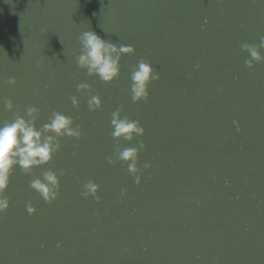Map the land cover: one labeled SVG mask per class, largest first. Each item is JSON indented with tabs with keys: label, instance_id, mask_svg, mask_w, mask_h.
<instances>
[{
	"label": "water",
	"instance_id": "obj_1",
	"mask_svg": "<svg viewBox=\"0 0 264 264\" xmlns=\"http://www.w3.org/2000/svg\"><path fill=\"white\" fill-rule=\"evenodd\" d=\"M85 30L134 47L116 81L78 66ZM261 36L264 0H0V123L36 106L38 127L60 111L83 131L62 137L49 164L15 168L0 264H264V61L248 67L241 47ZM141 59L160 79L133 102ZM93 95L102 109L90 110ZM121 107L146 129L119 141L146 144L140 184L127 163L108 161ZM48 169L66 170L52 203L30 187ZM89 180L101 200L81 196Z\"/></svg>",
	"mask_w": 264,
	"mask_h": 264
},
{
	"label": "clouds",
	"instance_id": "obj_2",
	"mask_svg": "<svg viewBox=\"0 0 264 264\" xmlns=\"http://www.w3.org/2000/svg\"><path fill=\"white\" fill-rule=\"evenodd\" d=\"M82 45L81 52L76 56V62L82 69H86L89 75H98L104 82H114L121 72V61L125 54L133 53L134 47L131 45H119L111 40L105 39L94 30H85L79 36ZM250 54V59L246 60L248 67H253L256 62L264 61V36L260 37L259 44L245 43L242 46ZM160 79L159 72L154 69L150 62L141 59L134 65L131 73V99L133 102L147 100L149 98V85L152 81ZM8 83L15 84V78H11ZM78 91L85 93L91 90V85L82 82L78 86ZM87 94V93H85ZM73 105L79 107L80 98L76 95L71 97ZM9 111L18 107L11 99L4 101ZM90 110L102 109V101L99 95H93L88 100ZM123 108H118L112 113L111 125L113 131L111 135L117 141L114 154L108 157L111 164L123 161L128 165V171L135 177V182L142 181V171L140 167V153L146 148L143 141L136 146H124L119 141H133L138 136L146 134V129L139 120H132L126 115H121ZM40 109L36 106L27 108V118L17 113L11 122L0 123V212L10 206V198L5 196L9 187L11 176L17 166L25 173H31L32 169L52 162L62 148V137L80 138L83 135L82 127L74 123L72 117L60 112L53 111L49 117V122L42 126H37ZM238 124V122H236ZM151 167L150 163H144L143 168ZM66 174V170L59 172L48 169L42 177L34 178L30 181V187L40 193L42 198L49 203L57 200L61 190L60 177ZM101 185L89 180L83 185L81 196L87 198L94 196L97 201L102 197L99 195ZM124 193L127 189L122 190ZM27 211L30 214L36 213V208L32 202L27 204Z\"/></svg>",
	"mask_w": 264,
	"mask_h": 264
}]
</instances>
